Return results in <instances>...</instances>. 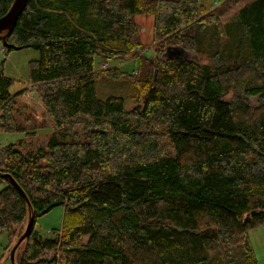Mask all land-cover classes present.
I'll list each match as a JSON object with an SVG mask.
<instances>
[{
	"label": "trees",
	"instance_id": "16d2710c",
	"mask_svg": "<svg viewBox=\"0 0 264 264\" xmlns=\"http://www.w3.org/2000/svg\"><path fill=\"white\" fill-rule=\"evenodd\" d=\"M204 1L28 0L7 43L38 52L28 85L53 131L33 143L46 123L0 72V132L23 136L0 146V173L29 202L0 179L5 251L30 216H63L51 237L33 223L15 264H258L248 232L264 224V0ZM137 15L153 18L152 57ZM97 59L139 64L97 71ZM103 78L123 94L99 98Z\"/></svg>",
	"mask_w": 264,
	"mask_h": 264
},
{
	"label": "rangeland",
	"instance_id": "374dc122",
	"mask_svg": "<svg viewBox=\"0 0 264 264\" xmlns=\"http://www.w3.org/2000/svg\"><path fill=\"white\" fill-rule=\"evenodd\" d=\"M221 0H208L204 1L202 4L208 9H213L218 6ZM134 21L139 29L140 41L143 47L141 54L145 56H153L155 53L156 46H154L155 38L153 32V18L151 16L137 15L134 18ZM172 54V56L176 55ZM193 57L190 54L186 55V58ZM38 59V52L32 48H23L20 50H12L7 54L3 53V50H0V72L3 75L12 81V84L9 88L11 94L19 93L21 90H24L28 85V63ZM200 62H203V58H199ZM101 59H97L95 67L98 69L101 68ZM139 64L138 59H124V60H113L107 62L106 69L111 68H120V70L127 73H134L137 70ZM104 69V68H103ZM123 82L110 79H99L95 83L97 96L101 99H105L108 96L122 95L123 94ZM26 90V89H25ZM24 90V91H25ZM32 96L24 95L20 100L17 99V104L19 108H26L24 114L32 117L34 122L40 124L45 122V129L38 131V136L33 140V143H41L45 141V138L48 136L52 130V124L49 122L45 116L44 109L38 108L41 104L39 99V94L35 89H31ZM229 97V96H228ZM227 97V98H228ZM252 103L255 102L254 98H251ZM23 136L17 133H4L0 132V146H4L8 143H13L17 139H21ZM27 139L25 142H29ZM4 188V184L0 183V191ZM63 209L61 207H54L47 214L40 216L35 219L34 229L40 235L45 237L55 236L59 233L61 224H62ZM25 229V227H24ZM23 229V230H24ZM250 242L252 244L253 250L256 255L257 263L264 264V224L259 225L257 228L250 230L248 232ZM8 245V238L6 233L0 234V264H11L8 256L9 254L5 251ZM21 246L17 255L21 254ZM15 256V255H14Z\"/></svg>",
	"mask_w": 264,
	"mask_h": 264
},
{
	"label": "water",
	"instance_id": "95a60500",
	"mask_svg": "<svg viewBox=\"0 0 264 264\" xmlns=\"http://www.w3.org/2000/svg\"><path fill=\"white\" fill-rule=\"evenodd\" d=\"M27 2L28 0H13L11 6L9 7L5 15L0 17V43L2 47L5 49L20 50L22 48V47H14L13 45L8 44L7 38L12 33L19 16L22 14V12L26 7ZM0 179L8 180L12 184V186L18 191V193L22 196V198L29 207V202L26 195L9 174L0 173ZM33 223H34V218L33 216H30L26 224V227L24 229V232L20 235V237L17 239V241L15 242V244L13 245V247L9 252L8 259L11 264H15V258H14L15 252L19 247V245L23 242V240L29 236Z\"/></svg>",
	"mask_w": 264,
	"mask_h": 264
},
{
	"label": "built area",
	"instance_id": "2783aa9c",
	"mask_svg": "<svg viewBox=\"0 0 264 264\" xmlns=\"http://www.w3.org/2000/svg\"><path fill=\"white\" fill-rule=\"evenodd\" d=\"M0 50H3L1 43H0ZM106 67H107V63L106 62L102 63L101 69H103V68L106 69ZM25 89H24L25 91L24 90L22 91L21 95L19 96V99L23 98L25 94H27L28 96H32V91H31L32 88L27 87Z\"/></svg>",
	"mask_w": 264,
	"mask_h": 264
},
{
	"label": "crops",
	"instance_id": "0c3cea01",
	"mask_svg": "<svg viewBox=\"0 0 264 264\" xmlns=\"http://www.w3.org/2000/svg\"><path fill=\"white\" fill-rule=\"evenodd\" d=\"M101 62H103L102 60H101ZM119 66H117V68H118ZM95 69H96V67H95ZM97 70V69H96ZM23 90H21L20 92H22ZM18 100H20L19 98H17ZM38 108H40V109H43V106L42 105H40ZM53 129V128H52ZM53 130H51L50 132H52Z\"/></svg>",
	"mask_w": 264,
	"mask_h": 264
}]
</instances>
